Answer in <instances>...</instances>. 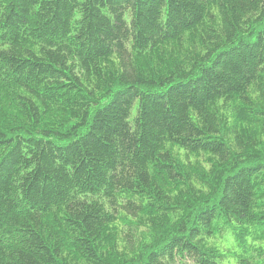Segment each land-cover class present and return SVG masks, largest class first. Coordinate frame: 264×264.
I'll use <instances>...</instances> for the list:
<instances>
[{"label":"trees","instance_id":"trees-1","mask_svg":"<svg viewBox=\"0 0 264 264\" xmlns=\"http://www.w3.org/2000/svg\"><path fill=\"white\" fill-rule=\"evenodd\" d=\"M263 239L264 0H0V264Z\"/></svg>","mask_w":264,"mask_h":264},{"label":"rangeland","instance_id":"rangeland-1","mask_svg":"<svg viewBox=\"0 0 264 264\" xmlns=\"http://www.w3.org/2000/svg\"><path fill=\"white\" fill-rule=\"evenodd\" d=\"M229 240H230V246H234V242H233V240L230 239V238H229ZM255 244L258 245V246L264 247V239H263V240H257V241L255 242ZM229 262L232 263L231 260H230Z\"/></svg>","mask_w":264,"mask_h":264}]
</instances>
